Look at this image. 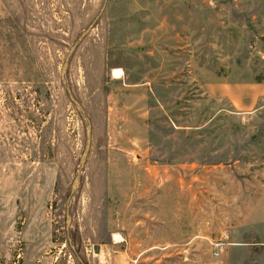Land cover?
Listing matches in <instances>:
<instances>
[{"label":"rangeland","instance_id":"374dc122","mask_svg":"<svg viewBox=\"0 0 264 264\" xmlns=\"http://www.w3.org/2000/svg\"><path fill=\"white\" fill-rule=\"evenodd\" d=\"M102 2L0 0V264H264V0H106L64 66Z\"/></svg>","mask_w":264,"mask_h":264},{"label":"water","instance_id":"95a60500","mask_svg":"<svg viewBox=\"0 0 264 264\" xmlns=\"http://www.w3.org/2000/svg\"><path fill=\"white\" fill-rule=\"evenodd\" d=\"M105 6H106V0H103L102 6L100 8V11L96 15V17L92 20V22L81 32V34L73 42V44H72V46L70 48V51L68 52V54L66 56V59H65V62H64V66L66 65L67 60L71 56L72 52L76 48V46L79 43V41L82 40L85 37V35L88 33V31L90 30V28L95 23L96 19L103 12ZM61 79H62V82H63V84L65 86L66 92H67V94H68V96L70 98V101L74 104V106H75L76 110L78 111L80 117L84 120V128H85V134H86V136H85V143H84V150H83V153H82V156H81L80 165H79V168H78V171H77V175L75 176V178H74V180L72 182V186H71V191H73L75 189V187H76L79 173H80L81 169L83 168V166L85 164V161H86V158H87L89 149H90V143H91V126H90V123L88 121V118L86 117V115L84 113V110L80 106V104H79L78 100L76 99V97L74 96L72 90L70 89L69 86L66 85V82H65L64 76H63V71H62ZM68 218H69V214H68V209H67V216H66L67 222H68ZM68 242H69V244H70L73 252L75 253L76 258H77L79 264H85L84 261L82 260V258L79 256L76 248L71 243V240H70L69 237H68ZM95 247H99V246L98 245H95Z\"/></svg>","mask_w":264,"mask_h":264},{"label":"bare ground","instance_id":"6f19581e","mask_svg":"<svg viewBox=\"0 0 264 264\" xmlns=\"http://www.w3.org/2000/svg\"><path fill=\"white\" fill-rule=\"evenodd\" d=\"M113 73H114V75L119 76V73H121V72L118 69H115ZM116 237H118V236H116Z\"/></svg>","mask_w":264,"mask_h":264},{"label":"crops","instance_id":"0c3cea01","mask_svg":"<svg viewBox=\"0 0 264 264\" xmlns=\"http://www.w3.org/2000/svg\"><path fill=\"white\" fill-rule=\"evenodd\" d=\"M264 244V243H263ZM120 262V264H121V261H119Z\"/></svg>","mask_w":264,"mask_h":264}]
</instances>
